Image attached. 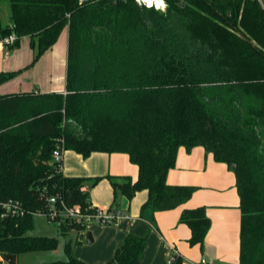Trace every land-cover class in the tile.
Segmentation results:
<instances>
[{"label":"trees","instance_id":"obj_1","mask_svg":"<svg viewBox=\"0 0 264 264\" xmlns=\"http://www.w3.org/2000/svg\"><path fill=\"white\" fill-rule=\"evenodd\" d=\"M1 1V0H0ZM11 25L0 34L29 37L38 60L68 29L66 94L0 95V254L52 251L34 219L47 215L48 196L92 214L85 184L52 163L57 144L83 158L120 153L139 175L108 177L114 212L147 191L154 212L186 204L197 190L172 186L181 148L202 147L236 176L240 196V264H264V8L258 0H164L165 12L135 0H8ZM20 41L16 47H19ZM20 72L0 74V85ZM10 204L23 212L14 216ZM5 215L3 218L2 216ZM189 244L204 248L211 221L204 207L185 209ZM64 234L87 226L63 220ZM147 240L128 234L114 257L98 264H141ZM67 261L87 264L66 245ZM180 264V259L176 262Z\"/></svg>","mask_w":264,"mask_h":264},{"label":"crops","instance_id":"obj_2","mask_svg":"<svg viewBox=\"0 0 264 264\" xmlns=\"http://www.w3.org/2000/svg\"><path fill=\"white\" fill-rule=\"evenodd\" d=\"M68 37V29H65L58 42L43 54L35 65L34 68L37 71H39L41 63L49 65V69L44 66L46 69L44 76L36 83H32V86L37 87L19 93H67L68 59L66 62L62 39H66L68 42ZM59 43H61V47ZM9 56L10 54L6 57L0 50V62L6 61ZM75 157L80 160L81 155L76 154ZM63 174L67 177H82L91 180L101 178L99 183L102 181L107 183L108 177L116 179L130 177L135 181L139 171L125 154L93 153L87 162H83L81 168L72 169L69 166L66 169L63 166ZM167 182L172 186H191L197 190L183 206L165 212H154L152 209H147L143 217L140 216L141 208L149 198L148 192L137 193L131 201L123 197L122 205L125 206L124 208H129L131 218L124 215L119 218V221L123 222L121 231L112 242H109L102 260L108 261L113 258L117 251V244L119 241H123L128 234L143 235L149 226L151 228L150 242H157L158 245L153 256L155 261L152 264H165L164 260L168 252L171 253V248H175L179 252L180 264L199 262L203 257L216 264H240L241 200L233 170L226 164L215 161L213 155L207 154L202 147H196L191 152L181 148L177 155L176 168L169 172ZM96 186H92V181H89L85 184L84 189L91 195ZM90 202L96 208L107 207L106 204L98 206L91 198ZM200 207L206 209L207 216L211 221V229L206 237L204 248H201L200 245L191 246L189 244L191 230L186 224L180 223V217L185 209ZM145 251L146 256L147 252ZM0 264H8L1 254Z\"/></svg>","mask_w":264,"mask_h":264},{"label":"rangeland","instance_id":"obj_3","mask_svg":"<svg viewBox=\"0 0 264 264\" xmlns=\"http://www.w3.org/2000/svg\"><path fill=\"white\" fill-rule=\"evenodd\" d=\"M0 18L3 26L11 24V5L8 0L0 1ZM63 41L64 52L66 54L65 60L67 62L68 42L66 39H62V42ZM59 44V46L61 47V43ZM37 55V49L31 48L30 38H21L19 47L10 51V56L6 61L0 62V74H2V71L5 74L20 72L10 81L0 85V95L19 93L21 91H30L29 89L37 87L32 86V83L34 84L37 80L39 81V79L44 76L45 70L49 69V65H44V63L40 64L41 69L39 68V71L34 68L37 62L42 57L41 56L38 60L35 61V59H37ZM44 66L46 69L44 68ZM76 154L77 153L74 151L66 152L63 161L64 168L67 169L69 166L72 167V169H77L78 167L81 168L83 167V162H87L89 160L90 156L86 159L81 156L80 162V160L75 157ZM123 197L124 196L122 195L118 197L117 205L113 207V211L115 213H119L121 217L124 215L131 218V211H129V208H124L125 206L123 207L122 205ZM90 198L100 207L101 205L106 204L107 207L104 209L109 210L112 207L114 200V192L111 182H100L95 188H93ZM122 224L123 222L119 220L111 223H100L96 221L90 223L87 226L86 231H71L67 234H64L58 223L50 221L46 216L37 215L34 219V230L30 234L37 237L54 238L57 241V246L52 251L22 254L18 257V264H43L56 261H67L68 255L66 254L65 250L66 245H68L69 243L72 245V250L75 258L87 264L106 263L112 258L108 261H105L102 260L103 255L105 254L109 242H112L116 238L118 232L121 231L120 228L122 227ZM150 231L151 228L147 226L145 234L138 235L140 237L146 238L147 240L145 251L147 252V255L145 256L144 253L142 264H152L155 261L153 256L158 245L157 242H150ZM90 234L93 238V243H89ZM123 241H119V243L117 244V249L119 248V245L123 243ZM170 256L171 253L168 252L167 257L164 260L165 264H169Z\"/></svg>","mask_w":264,"mask_h":264},{"label":"built area","instance_id":"obj_4","mask_svg":"<svg viewBox=\"0 0 264 264\" xmlns=\"http://www.w3.org/2000/svg\"><path fill=\"white\" fill-rule=\"evenodd\" d=\"M262 7L264 8L263 0H258ZM136 4L141 8L155 9L156 11L165 12L167 9V4L164 0H135ZM20 38L16 33H11L9 35L0 34V50L4 52L7 57L10 51L14 49ZM66 153L64 142L57 144L52 155V163L56 165L60 172H63V161L64 155ZM49 212L47 215L38 214L46 216L50 221L58 223L59 226L62 224L63 220L69 219L73 223L83 224L88 226L92 222L100 223H111L119 220L121 215L115 212H109L108 210L102 208L93 207L94 212L92 214H82L80 206L68 207L65 202L61 199V196L52 195L47 198ZM6 208L14 216H21L23 212L18 210L16 207H12L10 204L6 205ZM37 216V215H36ZM3 218L5 215L2 216ZM180 255L175 248H171V256L169 264H176ZM191 264H216L209 261L206 257H203L199 262Z\"/></svg>","mask_w":264,"mask_h":264},{"label":"water","instance_id":"obj_5","mask_svg":"<svg viewBox=\"0 0 264 264\" xmlns=\"http://www.w3.org/2000/svg\"><path fill=\"white\" fill-rule=\"evenodd\" d=\"M81 3H89L94 0H79ZM93 242V238L91 234L89 235V243ZM122 247V243L119 245V248ZM5 260L8 264H17V257L14 255H7L5 256Z\"/></svg>","mask_w":264,"mask_h":264}]
</instances>
